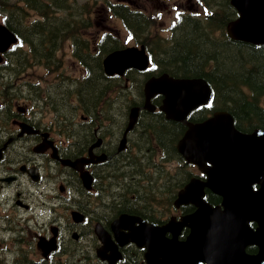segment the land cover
<instances>
[{"label":"flooded vegetation","instance_id":"obj_1","mask_svg":"<svg viewBox=\"0 0 264 264\" xmlns=\"http://www.w3.org/2000/svg\"><path fill=\"white\" fill-rule=\"evenodd\" d=\"M183 1L189 2V10L193 9L191 13L187 11L191 16H198L199 7L204 11L202 0H195L193 3L191 0H181ZM119 2L126 3L122 0ZM2 17L0 21L3 20ZM78 25L74 34H68L64 39L57 37L52 40L54 48L52 51L46 50L47 56H37L36 49L26 47L28 42L21 41L19 37L1 53L0 264H147L144 258L146 249L132 241H124L130 233V226L136 228L139 225L138 220L134 219L132 224L120 223L121 215L127 214L146 223L163 226L171 218L178 221L181 216L195 209L192 204H174L178 190L188 179L181 186H177V182H169L162 167L163 162L168 161L160 162L162 170L158 171L156 187L159 199L147 200L143 195V200L126 199L125 186H136L139 189L144 185L132 183L127 175L124 182H118V177L121 176L117 167L119 161L125 159L128 162L126 157L129 150L133 149L134 145L137 149L136 144L142 138L149 143L142 154L151 159L156 156L161 160V148L155 143L153 136L135 135L141 112L154 110H147L142 106L143 83L149 76L159 73L147 74L144 72L146 70L129 68L122 75H107L102 67V58L109 51H104L100 56L99 45L112 42L123 47L132 38L135 42L132 45L143 44L149 53L146 40L139 38L146 30L133 34V26L122 23L127 36L126 40L122 41L118 37L117 29L102 24L101 29L91 31L89 39H84L79 36L80 31L89 25ZM178 29L179 24L176 22L170 27L168 38H175L178 33L174 31ZM239 42L263 46L264 49V44L242 40ZM65 43L69 48L66 57L81 64L84 71V75L76 79L72 89H69L68 85L71 78L68 79L66 75L65 56L59 55L60 48L63 49ZM95 58L100 61L97 68L101 71L96 77L106 81L101 84L102 96H99L96 102L88 101V107H84L85 103L76 95V91L79 89L78 94L82 97L80 85H84V78L89 74L87 64L90 61L95 62ZM8 64L12 66L9 67ZM153 65L151 59L150 68H153ZM130 69L139 75L137 79L141 81V88L131 87L129 92L132 94L134 90L140 100L125 108L121 120L116 114V107L115 110L110 107V87L114 86L115 78L123 77ZM5 78L7 81L3 83ZM156 96L161 95L155 94L153 97ZM70 97H73L75 102L66 107V100ZM262 97L260 103L262 100L261 104L264 106ZM20 100L23 101L22 107ZM132 106H137V119L125 132L124 147L118 149ZM262 118L264 120V116ZM182 122L186 126L185 121ZM247 123L240 120L239 131L248 133L258 128L264 132V125ZM132 144L134 145L131 146ZM100 154L105 157L99 159ZM80 158L90 160L83 163L79 169L68 164V161L74 162ZM171 161L178 165L177 160H169ZM183 161L191 168L192 175L205 178L196 165L184 159ZM194 167L195 171L192 170ZM80 170H87L91 174L90 188L83 186ZM167 187L176 191L171 201L165 198L168 192L164 189ZM258 188L259 184L251 181L250 189L255 191ZM205 193L206 200L211 205L220 204L219 195L209 189H205ZM239 215L243 216V210H239ZM246 226L255 230L258 223L255 219H248ZM101 228L109 236L108 246L116 250V253L108 258L110 250L104 253L101 249L97 252L105 246L97 233ZM189 231V226L182 225L177 238L184 239ZM164 235L170 237L172 232L167 229ZM244 250L249 255H255L259 252V246L248 244ZM233 259L239 260L238 257L227 260Z\"/></svg>","mask_w":264,"mask_h":264},{"label":"water","instance_id":"obj_2","mask_svg":"<svg viewBox=\"0 0 264 264\" xmlns=\"http://www.w3.org/2000/svg\"><path fill=\"white\" fill-rule=\"evenodd\" d=\"M237 16L225 25L227 35L234 40L264 44V0H229ZM17 41L16 34L0 22L1 53ZM149 55L143 44L128 45L107 52L102 67L107 75H122L126 69L144 71L149 66ZM161 95L158 109L167 119L185 121L186 128L177 139L176 149L186 162L193 163L204 179L191 176L178 190L176 206L192 204L195 209L176 221L171 218L166 225L146 223L122 214L120 223L139 225L131 228L124 241L144 247L147 264H263L264 263V132L254 129L244 133L234 124V118L225 109H217L200 121H190L187 116L194 108L205 105L211 97L209 83L201 76H171L167 72L149 76L143 83V103L147 110L155 109L151 98ZM137 119V106H132L128 123L119 141L118 149L125 144V132ZM104 154L98 156L104 158ZM90 159L80 158L68 164L75 169ZM85 188H90L91 174L80 170ZM251 181L259 188L250 189ZM205 188L221 197L220 204L211 205L205 199ZM254 208V211H253ZM243 210V216L239 215ZM131 218V221H130ZM248 219H255L258 226L248 229ZM133 220V221H132ZM182 225L190 227L184 239L177 234ZM174 226V227H173ZM172 232L166 237V230ZM105 246L107 258L116 253L108 246L109 236L103 229L97 231ZM248 244H257L259 252L249 255ZM238 257L239 260H227Z\"/></svg>","mask_w":264,"mask_h":264},{"label":"trees","instance_id":"obj_3","mask_svg":"<svg viewBox=\"0 0 264 264\" xmlns=\"http://www.w3.org/2000/svg\"><path fill=\"white\" fill-rule=\"evenodd\" d=\"M202 1L206 3L207 8L203 18L184 14L177 21L179 29L174 31L178 33L175 38L166 39V42L155 39L149 45L146 41L154 65L144 72L147 74L167 72L176 77L201 76L206 79L211 87V99L208 104L198 106L188 114L187 118L191 121L202 120L214 110L225 109L232 114L238 129L240 120L247 121L250 125H264L262 120L264 109L259 108L264 107L260 103L264 94L263 46L244 44L226 35L225 24L236 12L228 0ZM72 4V0H0V12L5 25L21 41L28 42L26 47L35 48L37 56H47L46 50L52 51L54 48L52 40H56L60 33L74 34L75 27L81 24L78 18L80 11H77L76 18ZM106 7L113 15L120 17L123 23L133 26L131 29L133 34L147 30L150 19L143 10L124 2L109 0H106ZM33 12L37 17L30 15ZM31 17L34 18L30 19ZM99 46L100 56L104 51L119 47L112 42ZM98 64L100 66L98 59L87 64L89 74L84 78V85H80L82 97L78 94L79 89L76 91V95L84 101V107H88V101L96 102L95 100L103 94V91L100 93L101 84L105 83L106 79L96 77L101 72L97 68ZM8 66L11 67L12 64ZM135 73L131 69L127 70L126 75L115 78L114 86L112 85L110 89L124 91L125 95H128L131 87L140 89L141 81L137 79ZM127 82L128 85H125ZM244 88L248 90L245 91ZM160 97L151 98L156 106L160 104ZM139 100L138 96L126 98V106L129 107ZM184 128L182 121L167 119L157 108L141 112L135 135L153 136L155 143L161 148V160L156 156L151 159L142 154L144 148L149 145L148 140L143 141L142 138L137 142V149L134 144L131 145H134V148L129 150L126 157L128 162L123 159L117 166L121 175L118 182H124L127 175L132 183L144 186L139 189L136 186H125L126 199L136 201L143 198L147 200L160 198L156 187L158 171L162 170L160 165L162 161L177 160L175 174L171 177L165 172L169 182H177V186H181L192 175L191 168L175 149V143ZM154 152L156 154V150ZM164 190L168 192L165 198L171 201L175 189L167 187ZM212 197L216 199L214 195Z\"/></svg>","mask_w":264,"mask_h":264},{"label":"rangeland","instance_id":"obj_4","mask_svg":"<svg viewBox=\"0 0 264 264\" xmlns=\"http://www.w3.org/2000/svg\"><path fill=\"white\" fill-rule=\"evenodd\" d=\"M109 1H115V0H109ZM121 0H118V2ZM126 1L127 5L131 7H136L145 12V14L149 17V26L145 33L140 36L139 38H144L147 41V44H152L155 39H160L166 42V39H169L170 36V27L177 22L180 16L183 15V13H187V11L193 12V9L189 10L187 5L189 2L181 0H122ZM195 0H191L193 3ZM73 2V11L76 14L77 18V11H80L79 15V23L81 24H87L88 27L84 28L80 31L79 36L83 37L84 39H89L90 32L93 30H99L101 29V25H109L115 29H117V32L119 33V38L124 41L126 40V31L122 27V21L120 18L114 16L106 7V0H72ZM204 5L206 3L204 2ZM206 7V6H205ZM204 7V8H205ZM205 11L207 12L206 8ZM198 16L200 18H203V12L202 8L199 7L198 10ZM188 14V13H187ZM32 16H36L35 12L30 13ZM2 17V13L0 14V19ZM34 17H31L32 19ZM3 21V20H1ZM82 26V25H80ZM79 26H76L77 28ZM103 28V27H102ZM114 33V32H113ZM69 33L64 32L60 33L58 37L65 38ZM115 34V33H114ZM129 40V39H128ZM135 44L134 40L130 38L129 41H127L126 46ZM59 55L65 56L64 64L66 65V75L67 78L71 81L68 82V85L70 86L69 89L73 88V85L76 82V79L78 80L84 75V71L81 67V64L77 62H72L69 60L67 56V51L69 48L67 47L66 43L64 44V48H60ZM10 59H12V55H10ZM1 61V60H0ZM28 71V69H27ZM42 71V70H38ZM139 76L138 74L136 75ZM7 78L3 80V83H6ZM6 85V84H5ZM0 89H2L0 85ZM67 89V91L69 90ZM132 89V88H131ZM66 91V92H67ZM136 93H134V90H132V94L125 95L124 91L115 89H112L109 95V100L111 101V106L113 107V110H115L116 107V114L118 115L119 119H123V112L125 110L126 106V98L132 99L135 97ZM22 98V96H20ZM73 97L67 98L66 102H68V105L66 107H70L69 104L75 102V99L73 100ZM264 99V96L262 97ZM262 103V100H261ZM20 106H23V101L20 100ZM163 170L166 172L167 175L173 176L175 174L176 170V162H163L162 164ZM192 170L195 171V167L192 168ZM165 174V175H166Z\"/></svg>","mask_w":264,"mask_h":264},{"label":"bare ground","instance_id":"obj_5","mask_svg":"<svg viewBox=\"0 0 264 264\" xmlns=\"http://www.w3.org/2000/svg\"><path fill=\"white\" fill-rule=\"evenodd\" d=\"M73 22V21H72ZM2 61V60H1ZM57 66V65H56ZM53 70V69H52ZM74 100V99H73ZM163 129V128H162ZM154 140V139H153ZM156 142V141H155ZM171 143V142H170ZM167 156V155H166Z\"/></svg>","mask_w":264,"mask_h":264}]
</instances>
